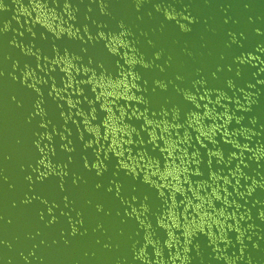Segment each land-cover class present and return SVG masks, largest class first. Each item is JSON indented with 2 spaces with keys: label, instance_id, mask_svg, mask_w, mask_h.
Returning <instances> with one entry per match:
<instances>
[{
  "label": "water",
  "instance_id": "95a60500",
  "mask_svg": "<svg viewBox=\"0 0 264 264\" xmlns=\"http://www.w3.org/2000/svg\"><path fill=\"white\" fill-rule=\"evenodd\" d=\"M0 264H264V0H0Z\"/></svg>",
  "mask_w": 264,
  "mask_h": 264
}]
</instances>
